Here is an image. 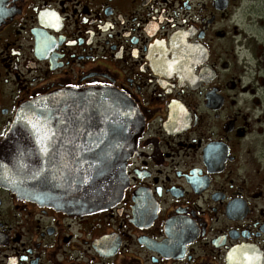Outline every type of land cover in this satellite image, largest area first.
<instances>
[{
    "label": "flooded vegetation",
    "instance_id": "af4514ba",
    "mask_svg": "<svg viewBox=\"0 0 264 264\" xmlns=\"http://www.w3.org/2000/svg\"><path fill=\"white\" fill-rule=\"evenodd\" d=\"M88 90L133 103L123 196L65 213L0 182V264H264V0H0V149L22 107Z\"/></svg>",
    "mask_w": 264,
    "mask_h": 264
},
{
    "label": "water",
    "instance_id": "95a60500",
    "mask_svg": "<svg viewBox=\"0 0 264 264\" xmlns=\"http://www.w3.org/2000/svg\"><path fill=\"white\" fill-rule=\"evenodd\" d=\"M133 114V103L111 90L62 91L22 107L0 149V182L65 213L116 205L140 135ZM71 123L89 135L84 154L51 146L54 128Z\"/></svg>",
    "mask_w": 264,
    "mask_h": 264
}]
</instances>
